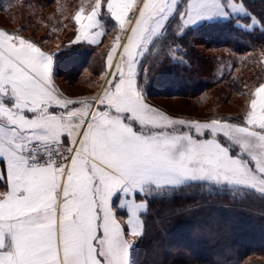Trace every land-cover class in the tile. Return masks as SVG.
Returning a JSON list of instances; mask_svg holds the SVG:
<instances>
[{
  "label": "snow or ice",
  "instance_id": "1",
  "mask_svg": "<svg viewBox=\"0 0 264 264\" xmlns=\"http://www.w3.org/2000/svg\"><path fill=\"white\" fill-rule=\"evenodd\" d=\"M104 6L127 37L123 46L119 36L113 43L111 78L95 103L63 97L53 84V55L0 30V181L6 186L0 264H134L147 198L206 184L233 197L264 199V83L252 93L247 126L173 119L145 102L138 83L141 61L170 35L241 17L250 23L238 27L264 30V19L244 0H107ZM101 7L95 0L87 15L83 7L75 13L76 42L99 43ZM205 130L210 138H197ZM118 209L126 210L124 224Z\"/></svg>",
  "mask_w": 264,
  "mask_h": 264
},
{
  "label": "trees",
  "instance_id": "2",
  "mask_svg": "<svg viewBox=\"0 0 264 264\" xmlns=\"http://www.w3.org/2000/svg\"><path fill=\"white\" fill-rule=\"evenodd\" d=\"M57 2L60 0H0V11L14 14L22 30L42 29L41 35L30 36L41 43L39 37H50L43 29L54 22L46 10ZM244 3L253 15L264 19V0ZM100 18L105 26L100 43L75 42L68 35L51 51L57 58V75L63 80L81 82L88 74L106 72L104 45L116 23L104 6ZM239 22L247 25L250 20L241 17L202 24L180 37L170 35L161 48L151 49L138 71L145 95L203 100L216 93L225 102L231 94L247 93L249 84L264 83V30H247L238 27ZM173 43L177 48L169 52L167 45ZM173 56L175 59L170 58ZM244 112H222L216 119L246 126ZM198 138L210 135L205 130ZM218 139L228 143L222 134ZM136 196L142 198L139 193ZM141 218L145 233L132 254L134 264H264V199L256 193L233 197L206 184L185 188L164 198H147V212Z\"/></svg>",
  "mask_w": 264,
  "mask_h": 264
},
{
  "label": "rangeland",
  "instance_id": "3",
  "mask_svg": "<svg viewBox=\"0 0 264 264\" xmlns=\"http://www.w3.org/2000/svg\"><path fill=\"white\" fill-rule=\"evenodd\" d=\"M107 0H102V7L106 4ZM95 0H60V2L54 4L46 11L49 12V17L53 23L50 26H46L43 29V33L46 35H50V37H44L42 35L40 38V42L44 44L48 48H55L61 45V42L64 40L65 36L70 37V39L74 40L75 36L78 35V26L76 25L73 17L77 11L81 7L85 9V14L87 15L92 7L94 6ZM79 7V8H78ZM101 7V9H102ZM105 7V6H104ZM106 8V7H105ZM50 9V10H49ZM47 12V13H48ZM14 14L9 13L5 14L0 11V30H6L9 33L14 32H22L26 35L30 36H38L41 35L42 29L32 30L30 27L21 29L16 22L19 20L17 17L13 16ZM101 17V10H100ZM101 19V18H100ZM59 21H61V25H59ZM102 21V20H101ZM103 22V21H102ZM116 23V22H115ZM239 24H241L239 22ZM104 25V23H103ZM61 27L59 30L58 28ZM105 30V26H104ZM23 35V34H22ZM109 37H107L105 41V47L112 48L115 39L119 36L121 37V42L123 41L124 35L127 37V33H122L116 25L114 28L109 30L107 33ZM31 38V37H30ZM122 51V49H121ZM139 71V68H138ZM87 80H82L81 82H68L71 84H66V80L61 79L65 88L71 93H77L84 90H92L95 88L102 80L101 76H91ZM249 91L244 95L240 94H231L228 101L223 102L220 95L216 93L209 94L206 99L200 100V98L188 99V98H177V97H160V98H151V105L161 111H163L166 115L173 117V119H183L185 121H199L204 122L203 120H208L211 118L216 119V115L222 112H242L245 111L244 114L246 116L247 111L249 110L250 101L253 98L252 93L258 87H253L250 84L248 85ZM145 97H148L145 95ZM247 126V125H246ZM192 131L195 132L193 129ZM195 134V133H194ZM195 136V135H194ZM198 138V137H197ZM117 218L124 224L126 218L123 216L121 212V216L117 215Z\"/></svg>",
  "mask_w": 264,
  "mask_h": 264
},
{
  "label": "crops",
  "instance_id": "4",
  "mask_svg": "<svg viewBox=\"0 0 264 264\" xmlns=\"http://www.w3.org/2000/svg\"><path fill=\"white\" fill-rule=\"evenodd\" d=\"M11 34H15V33L12 32ZM16 35H19V36H21V37H23V38H25L27 40H30L31 42L35 43L38 47H40L42 51H45L46 53H49V54H52L53 55V73H52L53 84L58 89V91L61 93V95L63 97H65V98L72 99V100H77V101L87 99V100L91 101L92 103H95V101L92 100V97L97 96L98 94H101L102 91L104 90V87L106 86L107 80L111 78V73H110V71L108 69V66H107V56L110 53L111 48L107 47V55H106V58H105L106 72L102 74V80H101V82L95 88H93L92 90H84V91L77 92V93H71V92H69L67 90V87L65 88V86L63 85V83H62L63 81L61 80L62 78H60L57 75V70H56V67H57V58L55 57L54 53L51 52L53 50V48H48L44 44L37 43V42L33 41L28 35H22V34H16ZM76 36H75V38H76ZM102 37L100 38L99 43L101 42ZM123 37H125V38H123V41L121 42V46H123V44L126 41V35H124ZM75 38H74V41L76 42ZM82 41H85V40H81L80 42H82ZM85 42H87V41H85ZM121 49H122V47H121ZM121 49L118 50L117 55H116V58L113 61V65H115V63L119 59V55H120ZM67 83L68 82H66V84ZM70 85L71 84H69V86ZM145 102L148 103L150 106H152L151 103H150L151 102V98L150 97H146ZM79 106L80 105H71L70 107H79ZM101 107H103V106H101ZM176 127L178 129H180V130H183V131H187L188 130V129L184 128L183 126H179L178 125ZM0 167H2V166H0ZM5 188H6L5 184L2 181H0V191L5 190ZM141 199L142 198H138L136 196L137 202H140ZM121 210L124 211V214L123 215L126 218L127 213H126V210L125 209H118L117 210V215L118 216H121Z\"/></svg>",
  "mask_w": 264,
  "mask_h": 264
}]
</instances>
